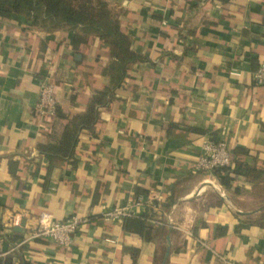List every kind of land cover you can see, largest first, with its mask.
<instances>
[{"label": "crops", "instance_id": "crops-1", "mask_svg": "<svg viewBox=\"0 0 264 264\" xmlns=\"http://www.w3.org/2000/svg\"><path fill=\"white\" fill-rule=\"evenodd\" d=\"M100 1L141 61L69 158L40 149L59 146L108 87L109 47L79 29L0 18V264H161L167 238L165 264H264V86L253 82L264 63V0ZM48 79L54 116L35 110ZM212 136L232 160L222 185L195 170ZM237 165L255 171L245 177ZM138 197L157 209L127 218L144 220L141 233L103 220ZM156 212L162 225L150 221ZM42 214L88 221L67 248L20 245Z\"/></svg>", "mask_w": 264, "mask_h": 264}, {"label": "trees", "instance_id": "trees-1", "mask_svg": "<svg viewBox=\"0 0 264 264\" xmlns=\"http://www.w3.org/2000/svg\"><path fill=\"white\" fill-rule=\"evenodd\" d=\"M12 15L23 16L32 26L48 32L79 29L84 35L98 37L109 47L111 60L105 70L109 80L108 87L95 92L85 111L67 124L59 146H45L40 149L48 159L69 158L79 133L90 130L96 124L99 110L115 99L116 91L122 86L128 70L140 62L141 58L131 52L129 39L120 32L117 18L107 4L100 0H0V18L8 19ZM56 112L58 113L57 109ZM216 138L212 136L211 140ZM233 171L250 177L255 170L237 165ZM228 173L229 169L223 168L215 170L212 175L219 179L220 184H224ZM122 221L125 229L131 232L141 233L143 230L144 220L141 218H126Z\"/></svg>", "mask_w": 264, "mask_h": 264}, {"label": "built area", "instance_id": "built-area-1", "mask_svg": "<svg viewBox=\"0 0 264 264\" xmlns=\"http://www.w3.org/2000/svg\"><path fill=\"white\" fill-rule=\"evenodd\" d=\"M253 82L256 86H264V63L253 74ZM55 108L54 87L49 79L44 80L40 85L35 110L39 115L54 116ZM231 163L232 160L226 143L223 139L216 138L203 144L195 170L212 175L215 170L230 167ZM204 183L209 184L208 180H205ZM213 187L216 188L222 198L225 196L220 186L214 184ZM154 208L150 200H144L142 197H138L125 207H115L105 210L102 218L107 222L120 223L126 218L141 216V210L152 209L157 211ZM87 221V218L75 216L63 221H52L49 216L42 214L38 219L36 228L28 232L27 239L20 245L26 241L43 239L53 242L59 248H67L71 244L74 233L80 226L87 223ZM150 221L156 225L163 224V220L158 212L151 215ZM225 264L234 263L227 261Z\"/></svg>", "mask_w": 264, "mask_h": 264}, {"label": "water", "instance_id": "water-1", "mask_svg": "<svg viewBox=\"0 0 264 264\" xmlns=\"http://www.w3.org/2000/svg\"><path fill=\"white\" fill-rule=\"evenodd\" d=\"M22 227H23V223H22L21 227L18 228V229L16 230V232H23ZM167 243H168V244H167V248H166V251H165V254H164V258H163L161 264H165L166 261H167V258H168V256H169V244H170V243H169V238H167Z\"/></svg>", "mask_w": 264, "mask_h": 264}]
</instances>
